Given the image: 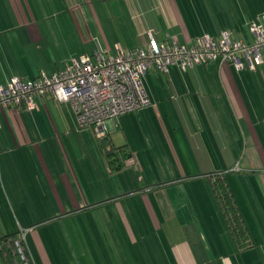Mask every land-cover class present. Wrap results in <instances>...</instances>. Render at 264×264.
Returning <instances> with one entry per match:
<instances>
[{
	"label": "crops",
	"instance_id": "1",
	"mask_svg": "<svg viewBox=\"0 0 264 264\" xmlns=\"http://www.w3.org/2000/svg\"><path fill=\"white\" fill-rule=\"evenodd\" d=\"M233 1L245 22L229 26L218 6L208 14L232 0H0V85L65 68L87 53L72 52L73 37L112 54L145 45L132 38L148 29L183 43L226 29L249 42L264 0ZM148 71L151 104L106 123L113 154L68 102L0 110V241L30 227L36 264H264V61ZM217 175L244 221L240 242Z\"/></svg>",
	"mask_w": 264,
	"mask_h": 264
},
{
	"label": "built area",
	"instance_id": "2",
	"mask_svg": "<svg viewBox=\"0 0 264 264\" xmlns=\"http://www.w3.org/2000/svg\"><path fill=\"white\" fill-rule=\"evenodd\" d=\"M249 30V42L226 29L216 37L202 33L188 43L169 35L159 39L148 29L143 46L118 47L112 54L98 44L92 53L74 56L69 65L51 74L41 72L33 79L12 76L0 85V110L13 105L32 110L37 99L51 96L70 103L77 124L92 127L100 139L106 135L108 121L151 104L143 83L148 70L168 72L170 65L185 70L211 61H231L237 69L254 70L264 61V14L250 23ZM29 230L18 225L12 236L1 241L0 251L11 255L12 264H36L27 242Z\"/></svg>",
	"mask_w": 264,
	"mask_h": 264
},
{
	"label": "trees",
	"instance_id": "3",
	"mask_svg": "<svg viewBox=\"0 0 264 264\" xmlns=\"http://www.w3.org/2000/svg\"><path fill=\"white\" fill-rule=\"evenodd\" d=\"M116 150L117 151L122 150V147H118L116 148ZM214 188H215L218 202L225 214V217L228 221L231 232L233 236L235 237V239L240 242V240L244 239L246 228H245L242 216L240 214V211L238 209L237 203L234 199V196L229 186L227 185L226 181L219 175H217L215 179ZM1 254L6 264H12V257L9 253L6 256H4L2 252Z\"/></svg>",
	"mask_w": 264,
	"mask_h": 264
},
{
	"label": "rangeland",
	"instance_id": "4",
	"mask_svg": "<svg viewBox=\"0 0 264 264\" xmlns=\"http://www.w3.org/2000/svg\"><path fill=\"white\" fill-rule=\"evenodd\" d=\"M107 6L108 7L109 6H112V4L106 5L105 7H107ZM217 6H218V10L220 9L219 11L223 13V14L222 13H218L219 17L222 18L221 20L223 22L229 24V26H232V24L234 22L235 23L237 22V23H240V24L245 22V20L243 21L242 19H240L242 17V16H239L240 13L238 14V9H240L241 7L243 8L244 5H235L234 1L232 0V4L230 5L231 7L228 10L227 7H229V4L227 5V4H224L222 2L219 5H214V4L212 5L211 4L209 6V10L210 11H209V14L208 15L213 16L214 10L217 8ZM248 6L246 7V10L248 12H250L251 10L252 11H256L257 8L259 9L262 6V4L258 2L257 4H252V5H248ZM96 7H98V6H96ZM225 10H226V12H225ZM109 22L111 23V20H108V21L106 20V23H109ZM56 23H58L60 25V27H61V25L63 24V20L62 21L60 19L59 20H56ZM247 27L248 26L246 25V28ZM61 28L63 29L64 26H62ZM228 28H230V27H228ZM144 39L146 40V36L145 35L144 36H141V37H138L137 36V37H133L132 38V40L134 42H141ZM93 41H94L93 43H91V41H90L89 43L86 44L84 42H76V39L73 37L72 42H71L69 48L72 50V52H75L76 50L84 49V47H85V49H87L86 50L87 53H89L93 49L92 48V44L95 43V47H96V40H93ZM78 48H80V49H78ZM151 74H153L151 71H147L146 72V75L143 77V83H144L145 88L147 87V84L150 83V81H149L150 78L149 77H151Z\"/></svg>",
	"mask_w": 264,
	"mask_h": 264
},
{
	"label": "water",
	"instance_id": "5",
	"mask_svg": "<svg viewBox=\"0 0 264 264\" xmlns=\"http://www.w3.org/2000/svg\"><path fill=\"white\" fill-rule=\"evenodd\" d=\"M99 141L106 155L113 154L115 152L112 147L111 140L106 135L100 138Z\"/></svg>",
	"mask_w": 264,
	"mask_h": 264
}]
</instances>
